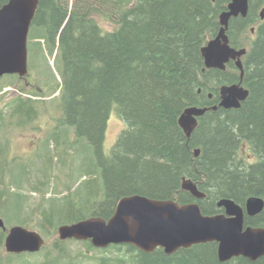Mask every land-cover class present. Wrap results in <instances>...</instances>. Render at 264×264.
I'll return each instance as SVG.
<instances>
[{"label": "trees", "instance_id": "obj_1", "mask_svg": "<svg viewBox=\"0 0 264 264\" xmlns=\"http://www.w3.org/2000/svg\"><path fill=\"white\" fill-rule=\"evenodd\" d=\"M8 1L0 0V8ZM231 1L40 0L29 33V55L41 59L61 84L51 87L52 94L59 92L50 100H58L52 116L57 126L39 153L29 157L43 156L51 164L56 156L79 153L77 145L83 141L94 160L82 176L85 188L74 181L64 185L63 194L53 185L58 177H46L44 167L24 162L9 171L8 161L23 157L11 159L8 142H0V216L27 229L37 216L39 228L52 236L62 225L91 217L110 219L117 203L132 195L197 203L205 215L217 214V202L224 198L240 205L253 196L264 199V0H250L248 16L232 19L228 30L230 45L248 51L242 58L247 100L238 110L207 112L189 140L178 123L188 107L219 106L220 88L240 82L233 62L226 71L204 72L202 56ZM100 21L115 28L105 30ZM54 55L55 71L48 60ZM22 91L4 114L0 111V129L27 127L48 111L40 91ZM113 112L126 127L107 156L103 146ZM197 149L200 155L195 157ZM183 178L192 180L205 199L184 191ZM50 188L53 197H48ZM33 193L41 196L39 202L29 201ZM6 236L0 229V251ZM67 242L55 239L40 253L0 256V264H26L28 257L38 255L44 257L40 264H222L216 243L173 255L112 245L105 250L117 253L114 257L89 258L72 252ZM83 243L89 252L99 250L90 241Z\"/></svg>", "mask_w": 264, "mask_h": 264}, {"label": "water", "instance_id": "obj_2", "mask_svg": "<svg viewBox=\"0 0 264 264\" xmlns=\"http://www.w3.org/2000/svg\"><path fill=\"white\" fill-rule=\"evenodd\" d=\"M40 0H9L0 8V79L5 76H29V33L39 7ZM250 0H232L219 16L220 30L215 38L202 48L206 70L226 71L233 62L240 71V82L220 88V104L213 107L192 106L184 110L179 125L189 140L198 127V119L219 107L238 110L249 97V90L242 83L244 65L242 58L247 49H236L230 45L228 30L230 21L246 18ZM264 20V10L261 12ZM252 34L255 28L251 29ZM212 97L211 95L209 96ZM200 150L195 151V157ZM182 189L195 199L203 200L201 192L190 179L183 178ZM217 207L225 214L205 215L197 203L180 204L173 200H154L141 195L122 198L113 216L106 220L91 217L58 229L61 241H90L96 249L110 246H133L141 252L152 254L158 249L173 255L181 249L216 243L221 263L233 258L245 257L256 261L264 256V229L244 228L245 214L232 199H221ZM247 214L256 216L264 209V199L250 197L246 203ZM0 229L7 233L5 250L8 254H35L46 245L37 231L22 226L11 229L0 218Z\"/></svg>", "mask_w": 264, "mask_h": 264}, {"label": "rangeland", "instance_id": "obj_3", "mask_svg": "<svg viewBox=\"0 0 264 264\" xmlns=\"http://www.w3.org/2000/svg\"><path fill=\"white\" fill-rule=\"evenodd\" d=\"M72 1V0H71ZM100 24L104 27L105 30L112 31L115 26L112 23L100 21ZM29 72L31 75L27 77L26 82L21 80L18 76H5L0 79V88L2 89V92L0 93V111L5 113L7 109L9 108L10 101L19 95L22 96L21 90H24L22 92L28 93L30 92H36L39 94V91L42 93L44 100H47V109L48 111L42 112V114L39 115L38 119L35 121V123L27 126V127H8V128H1L0 129V142H8L7 146V155L8 157L15 158V157H23V160H10L8 163L10 164L9 171H17V168H20L24 165V162L34 165L37 169L41 170V168H45L46 172L44 173L46 177L49 176H57L58 178H54V184L57 185L58 189L61 191V193L65 194L64 185L72 186L73 182L76 181L78 183V188H85L84 178L82 176L86 174V171H88L91 167L92 161L94 160L93 151H90L88 146L85 142L79 141L77 145V150L79 153L74 154L72 156H63V157H54L52 160V163L50 164L49 159H45V157H29L32 154L31 151V143L33 140H35L34 135H41V131H45V134L48 133V130L50 129V123L52 122V116L57 114V105L58 100L56 102L51 103L50 100L54 99L59 92H56V94H52V86L56 83L61 84V79L58 77V82L54 81L52 78V73L49 68L46 67V65H42L40 63V60L38 58L32 57V55H29ZM33 59V60H32ZM49 63L51 67L55 71V55L53 57L48 56ZM29 88H27V84H29ZM47 83V84H46ZM57 85V84H56ZM54 87V86H53ZM28 89V90H27ZM27 90V91H25ZM24 96H28L29 94ZM35 99V98H34ZM126 124L118 117V115L113 112L111 116L109 117L108 124H107V130H106V138L103 146V150L105 155H110L114 145L116 144V141L120 135V133L125 129ZM43 129V130H41ZM43 133V132H42ZM43 143V142H42ZM2 146V143L1 145ZM43 147V146H42ZM26 157H29V159H26ZM251 158V157H250ZM2 157L0 156V161H2ZM53 172V173H52ZM37 176V175H36ZM62 180V181H60ZM63 183V185H62ZM54 188V187H53ZM52 188V189H53ZM29 189V188H28ZM50 188V192L48 194V197L54 196V191H52ZM28 191V190H27ZM30 191V190H29ZM41 196L38 193L32 194V200H29L33 203H37L41 200ZM0 218L5 222L6 227L8 229H11L15 226H22L19 225L16 221L8 222L4 217L0 216ZM38 217H34V224L29 227V230L37 231L40 233L43 238L46 241V245L43 247L45 248H51L53 246V242L55 239H59L58 231L55 235H45V231L41 230L38 226ZM24 227V226H22ZM27 228V227H25ZM7 234V233H6ZM60 240V239H59ZM71 242H67V247L74 253L82 252L87 257H101V256H112L117 255V253H114V251H106L105 249H99L98 251H92L89 252L87 247L84 245L83 242L75 241V240H67ZM75 241V242H73ZM42 249V250H43ZM44 249V250H45ZM41 250V251H42ZM40 251V252H41ZM127 251L125 248L118 253V255H123ZM39 252V253H40ZM9 255L5 250V244H3V247L0 251V256L4 259H6V256ZM12 255V254H10ZM44 257L43 255L28 257L26 264H40L43 261ZM85 264H95L92 260L85 261Z\"/></svg>", "mask_w": 264, "mask_h": 264}, {"label": "flooded vegetation", "instance_id": "obj_4", "mask_svg": "<svg viewBox=\"0 0 264 264\" xmlns=\"http://www.w3.org/2000/svg\"><path fill=\"white\" fill-rule=\"evenodd\" d=\"M28 47H29V43H28ZM19 77V76H18ZM20 78V77H19ZM21 80H23L24 82H26V79L27 78H20ZM29 84H27V88H29ZM28 90V89H27ZM26 90V91H27ZM56 121L55 120H52V122L50 123V129L48 130V133L45 134V131H41L40 134L41 135H34L35 137V140L32 141L31 143V151H32V154H36V153H39L40 149H41V146L43 145V140L48 136V134L51 132H53L54 128H56ZM43 130V129H41ZM43 132V133H42ZM218 203V202H217ZM236 203V202H235ZM247 203V202H246ZM238 204V203H236ZM240 207H242L243 211H244V214H245V218H244V228H262L264 229V209L263 211L256 215V216H249L247 214V209H246V204L245 205H240L238 204ZM218 213L215 214V215H219V214H225V210L224 209H220L218 208ZM191 249V248H190ZM159 250V249H158ZM156 250V251H158ZM162 250V249H161ZM185 250H188V249H185ZM156 251L154 253H156ZM164 252V250H163ZM165 253V252H164ZM153 254V253H152ZM167 255V254H166ZM217 257H218V247H217ZM218 260H219V257H218ZM235 260H241V261H244L245 263H258V262H263L264 264V256L260 257L259 259H257L256 261H251L249 260L248 258H245V257H238V258H233L231 261L229 262H226V263H222V264H232ZM220 262V261H219ZM221 263V262H220ZM260 264V263H259Z\"/></svg>", "mask_w": 264, "mask_h": 264}]
</instances>
